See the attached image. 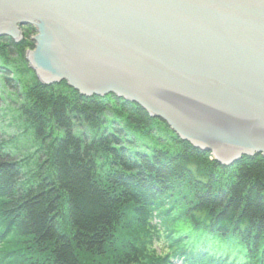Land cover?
Instances as JSON below:
<instances>
[{
  "label": "trees",
  "instance_id": "16d2710c",
  "mask_svg": "<svg viewBox=\"0 0 264 264\" xmlns=\"http://www.w3.org/2000/svg\"><path fill=\"white\" fill-rule=\"evenodd\" d=\"M32 44L0 37L16 126L33 147L18 156L0 134V264H264L262 155L224 165L138 103L45 85L21 57ZM115 104L123 121L105 116ZM160 123L165 144L135 147Z\"/></svg>",
  "mask_w": 264,
  "mask_h": 264
},
{
  "label": "water",
  "instance_id": "95a60500",
  "mask_svg": "<svg viewBox=\"0 0 264 264\" xmlns=\"http://www.w3.org/2000/svg\"><path fill=\"white\" fill-rule=\"evenodd\" d=\"M23 25L43 84L138 103L224 165L264 157V0H0V37Z\"/></svg>",
  "mask_w": 264,
  "mask_h": 264
},
{
  "label": "rangeland",
  "instance_id": "374dc122",
  "mask_svg": "<svg viewBox=\"0 0 264 264\" xmlns=\"http://www.w3.org/2000/svg\"><path fill=\"white\" fill-rule=\"evenodd\" d=\"M24 27H26V29H23ZM19 29H20L21 37H19L17 41H21L23 36L24 37L26 36V38L27 37H28V39L30 38L31 42L33 43L32 44L33 48H31V47L28 48L21 55V57H23L25 59L24 61L27 63L28 68L33 70L30 67V63H29V60L27 58H28L29 51H33V50L36 49V44L37 43H36L34 38L37 36L38 31L32 25H23ZM13 60H14L13 63H10L7 68H8L9 71L12 72V74H10V76L15 77L16 79H20L21 76H20L19 71L26 70V66H24V64H22V59H19V58L15 57ZM0 66H2V65L0 64ZM34 73L36 74L35 71H34ZM36 76H37V74H36ZM37 78H38V76H37ZM49 85H51V84H49ZM108 94H111V93H108ZM108 94H105V95H108ZM0 98H1V101H0V134L7 141H9V140L10 141H16L17 145H18L17 147H16V145L15 146L12 145L13 147L9 146V148H8L9 152H12V153L15 152V153H17L18 156H23L26 153L33 152V147H30V145L27 142H25L24 137L22 135H20L19 129L16 126V124H17L16 107L18 105V99L16 97L15 91H12L9 87H7V85L5 83L4 74L1 71H0ZM121 98H123V97H121ZM121 109L122 108L120 107L119 104H115L114 110L113 111L112 110L111 111H107L105 116L109 120H112V121H114V120L115 121L122 120V116L121 117L119 116L120 115L119 112H120ZM153 118L158 120V121H161V122L165 123L167 125L169 131L173 132L176 136H178L176 134V132L170 127V125L166 121H164L162 119H159L158 117H153ZM158 121L156 123H158ZM168 129L165 127L164 124L160 123V124H156L154 127H152V129H151L152 135H153L152 137H149L148 135L140 134V132H137V134L134 135V136H135V138H137V137L140 138V140H138V142H136L135 147L141 148V146L143 145L142 142H147V145L148 144L149 145L145 146V147L150 149V150H152L151 148L154 147V146H160L163 143L165 144L167 141L163 138L164 135H163V131L162 130H166V135L165 136H167L168 135V133H167ZM142 140H144V141H142ZM159 141H161V143ZM140 142H141V145H140ZM208 152L213 156L212 158L215 159V155L213 154V152L212 151H208ZM259 155H262V154H259ZM215 160L218 161L217 159H215ZM7 241H8V239H4L3 241H0V246H3V244L6 243ZM217 250L219 251L218 252L219 255L229 252V248L224 246V245L219 246ZM230 253H235V252L233 251V252H230ZM236 262H237V264L238 263H243L244 260L242 258H239V259L236 260Z\"/></svg>",
  "mask_w": 264,
  "mask_h": 264
},
{
  "label": "flooded vegetation",
  "instance_id": "af4514ba",
  "mask_svg": "<svg viewBox=\"0 0 264 264\" xmlns=\"http://www.w3.org/2000/svg\"><path fill=\"white\" fill-rule=\"evenodd\" d=\"M23 29H26V27H24Z\"/></svg>",
  "mask_w": 264,
  "mask_h": 264
}]
</instances>
